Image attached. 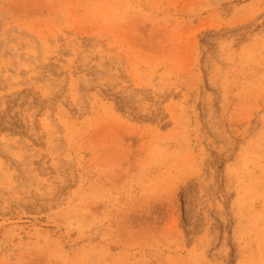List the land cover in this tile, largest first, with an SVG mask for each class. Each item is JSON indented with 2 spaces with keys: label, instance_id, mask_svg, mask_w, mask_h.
Returning a JSON list of instances; mask_svg holds the SVG:
<instances>
[{
  "label": "rangeland",
  "instance_id": "rangeland-1",
  "mask_svg": "<svg viewBox=\"0 0 264 264\" xmlns=\"http://www.w3.org/2000/svg\"><path fill=\"white\" fill-rule=\"evenodd\" d=\"M0 264H264V0H0Z\"/></svg>",
  "mask_w": 264,
  "mask_h": 264
}]
</instances>
